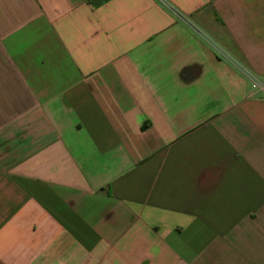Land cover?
<instances>
[{"label": "crops", "instance_id": "1", "mask_svg": "<svg viewBox=\"0 0 264 264\" xmlns=\"http://www.w3.org/2000/svg\"><path fill=\"white\" fill-rule=\"evenodd\" d=\"M264 0H0V264H264Z\"/></svg>", "mask_w": 264, "mask_h": 264}, {"label": "built area", "instance_id": "2", "mask_svg": "<svg viewBox=\"0 0 264 264\" xmlns=\"http://www.w3.org/2000/svg\"><path fill=\"white\" fill-rule=\"evenodd\" d=\"M251 79V86L254 90H263L264 89V82L259 81L256 78H250Z\"/></svg>", "mask_w": 264, "mask_h": 264}]
</instances>
